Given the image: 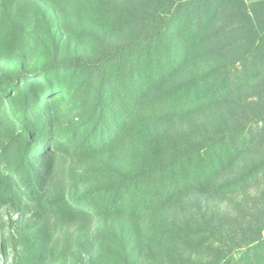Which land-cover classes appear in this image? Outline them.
<instances>
[{
	"label": "trees",
	"instance_id": "trees-1",
	"mask_svg": "<svg viewBox=\"0 0 264 264\" xmlns=\"http://www.w3.org/2000/svg\"><path fill=\"white\" fill-rule=\"evenodd\" d=\"M11 3L0 207L82 158L84 189L50 203L107 222L95 264H264V0ZM201 198L225 210L169 213Z\"/></svg>",
	"mask_w": 264,
	"mask_h": 264
},
{
	"label": "rangeland",
	"instance_id": "rangeland-1",
	"mask_svg": "<svg viewBox=\"0 0 264 264\" xmlns=\"http://www.w3.org/2000/svg\"><path fill=\"white\" fill-rule=\"evenodd\" d=\"M15 15L11 0H0V38L4 31L2 25L7 18L16 19ZM6 67L7 64L0 61V71ZM5 114L6 110L2 117ZM8 133L5 122L0 125V149L8 142ZM6 167L3 165L2 171ZM87 167L82 158L61 156L39 202L8 203L0 207V264H95L98 258L106 260L107 250H110V241L104 233L107 222L98 217H75L50 203L81 192L86 183L81 172ZM219 205L223 210V203L201 198L195 206H180L176 212L172 209L169 213L179 220L197 217L200 209L205 212L208 207L216 211ZM150 264L159 263L150 261Z\"/></svg>",
	"mask_w": 264,
	"mask_h": 264
}]
</instances>
